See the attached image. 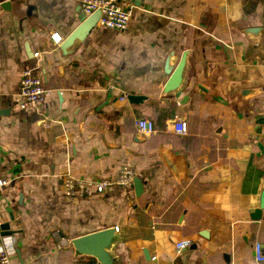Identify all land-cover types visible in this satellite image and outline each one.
<instances>
[{
    "label": "crops",
    "instance_id": "0c3cea01",
    "mask_svg": "<svg viewBox=\"0 0 264 264\" xmlns=\"http://www.w3.org/2000/svg\"><path fill=\"white\" fill-rule=\"evenodd\" d=\"M136 1L126 29L96 23L62 51L85 17L80 0H0V238L13 243L11 262L97 264L71 239L116 226L119 264H264L253 251L259 242L264 254V209L253 219L264 0ZM181 58L182 86L164 93ZM28 68L46 91L21 110ZM139 118L153 131H139ZM123 170L131 178L119 183ZM183 238L192 245L177 254Z\"/></svg>",
    "mask_w": 264,
    "mask_h": 264
},
{
    "label": "built area",
    "instance_id": "2783aa9c",
    "mask_svg": "<svg viewBox=\"0 0 264 264\" xmlns=\"http://www.w3.org/2000/svg\"><path fill=\"white\" fill-rule=\"evenodd\" d=\"M80 9L84 16L99 11L97 24L101 27L124 30L129 23L134 4L131 0H80ZM52 36L54 37L52 38L53 41L58 43L60 40L58 35L53 33ZM34 56L37 57L38 53H35ZM45 91L46 89L42 80L33 73L32 69H25L19 81L15 107L21 110L36 109L38 103L42 100ZM124 97L122 96L120 99L122 100ZM135 125L139 131L143 133H150L154 129L153 122L145 118H139L135 122ZM173 129L178 134H185L187 131V125L182 120H176L173 123ZM130 178V172L123 170L122 174L119 176L118 182L126 183L130 181ZM6 183L7 181L5 179H0V187ZM64 185L66 194H71V181L69 179L65 180ZM94 186L97 191H102V188L104 187L103 183H96ZM114 228L115 230H118L116 226ZM12 245L13 243L9 237L2 236L0 238V264H12ZM191 245V239L183 238L176 240L173 243V248L178 254ZM253 251L256 260L264 262L263 249L259 242L254 243Z\"/></svg>",
    "mask_w": 264,
    "mask_h": 264
},
{
    "label": "water",
    "instance_id": "95a60500",
    "mask_svg": "<svg viewBox=\"0 0 264 264\" xmlns=\"http://www.w3.org/2000/svg\"><path fill=\"white\" fill-rule=\"evenodd\" d=\"M134 5L140 6V3L136 0H131ZM99 17V11H95L89 16H85L80 25L66 38L62 41L60 48L65 50L71 44H76V42L83 41L88 35L90 30L95 27L97 19ZM169 67V66H168ZM184 69V58L178 62L176 67L171 70L169 68L167 73L169 77L164 84V93L176 94L179 92L182 83ZM132 98V96H130ZM134 98V97H133ZM135 192L141 190V184L137 178L133 179ZM264 209V188L262 190L259 206L254 209L253 219H259L261 211ZM118 241V234L115 228H105L99 231H95L86 235L78 236L71 239V244L74 248L75 255H88L94 257L97 264H119L120 257L116 255L114 247Z\"/></svg>",
    "mask_w": 264,
    "mask_h": 264
}]
</instances>
